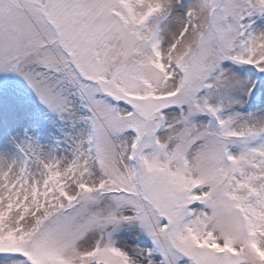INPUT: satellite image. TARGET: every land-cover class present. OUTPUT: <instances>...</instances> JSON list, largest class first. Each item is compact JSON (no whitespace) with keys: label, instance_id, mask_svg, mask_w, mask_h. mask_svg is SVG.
<instances>
[{"label":"snow or ice","instance_id":"1","mask_svg":"<svg viewBox=\"0 0 264 264\" xmlns=\"http://www.w3.org/2000/svg\"><path fill=\"white\" fill-rule=\"evenodd\" d=\"M0 264H264V0H0Z\"/></svg>","mask_w":264,"mask_h":264}]
</instances>
